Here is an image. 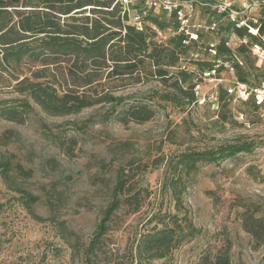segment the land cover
<instances>
[{"label":"rangeland","instance_id":"rangeland-1","mask_svg":"<svg viewBox=\"0 0 264 264\" xmlns=\"http://www.w3.org/2000/svg\"><path fill=\"white\" fill-rule=\"evenodd\" d=\"M147 1L134 3L163 22L160 30L145 18V25L156 31L155 39L165 42L179 34L174 19L161 9H148ZM217 1L197 0L194 18L215 20L219 29L200 30L195 47H189L178 63L194 72L197 102L175 105L159 100L154 93L169 88L156 79L130 83L115 92L125 95V102L151 105L155 114L145 122H120L117 113L123 106L110 103L69 115H49L17 90L19 81L25 76L32 79L31 72L41 68L40 63L32 66L24 56L11 70H0V103L29 104L21 123L0 116V160H8L11 167L7 179L0 169V264H85V250L121 169L133 175L143 205L133 213L125 206L116 212L94 264H135L140 234L161 229L167 219L158 223L155 217L166 213L187 215L198 232L167 257L151 259L150 264H197L204 253L212 255L225 247L231 264H264V236L255 241L242 227L245 216L264 219V106L217 101L218 88L229 79L227 71L221 70L224 80L219 83L204 76L195 63L225 62L208 50L210 43L216 46L226 36L221 32L226 18L215 12ZM231 1L239 10L244 3H255L243 17L249 22L264 21V0ZM239 38L242 36L231 30L227 39L232 49L239 45ZM246 38L243 57L248 78L257 79L264 75V66L255 65L250 36ZM43 67L46 77L34 79L45 83L51 80L54 68ZM56 75L62 78L58 71ZM231 143H252V149L216 162L198 163L189 173L182 172L177 182L180 202H176L170 179L179 174L180 166L175 167L178 155ZM17 165L30 174L21 175ZM12 189L39 199L27 206L23 194Z\"/></svg>","mask_w":264,"mask_h":264},{"label":"trees","instance_id":"trees-1","mask_svg":"<svg viewBox=\"0 0 264 264\" xmlns=\"http://www.w3.org/2000/svg\"><path fill=\"white\" fill-rule=\"evenodd\" d=\"M86 9L89 14H83ZM162 12L174 19L177 26L174 12ZM146 17L158 29L163 28V22L158 20L157 15L149 14ZM222 28L221 32L226 33V36L220 37L216 44L214 58L226 61L232 59V51L226 45L231 30L239 36L252 38V35L247 28L237 27L234 22ZM263 31L264 25L260 27V32ZM155 37L156 31L152 26L144 25L142 29H137L129 23L127 15L122 14V5L118 0H0V70L7 71L19 65L24 56H27L32 66L40 63L42 67L31 72L32 79L25 76L19 81L17 90L27 94L49 115H69L96 104L110 103L123 106L117 118L124 124L129 121H148L155 114L151 105L125 102L126 96L116 95L115 92L130 83L150 79H156L169 88L154 93L159 100L175 105L197 102L194 92L196 83L192 81L194 72L180 69L178 65L188 48L195 47L196 42L184 44L186 37L183 33L165 42H159ZM245 50L246 46L240 45L236 53L243 56ZM195 63L201 68L200 72L210 71L216 65L201 60ZM48 64L54 68L50 74L51 80L43 83L34 79L46 77L43 66ZM172 67L178 68L170 71ZM223 68V64L218 65L217 73ZM235 70L240 82L254 84L264 77L248 78L245 58L243 66L235 64ZM57 71L62 75L61 79H58ZM217 101L231 102L222 88H218ZM243 103L259 107L252 101ZM26 108H29L27 101L14 106L0 103V116L21 123ZM251 149L252 143H231L214 149L180 153L175 163V167L180 166L179 174L170 179L176 202H180L181 192L177 190V182L181 181L182 172L187 174L196 169L198 163L216 162ZM66 152L69 154L71 151ZM15 168L21 175L30 174L20 165ZM0 169L4 179L9 178L11 167L8 160H0ZM132 178L133 175L123 169L117 172L111 200L85 250V264H94L93 260L102 250L104 235L111 228L116 212L125 206L129 213H133L143 205V199L139 197L141 189L136 188ZM12 190L23 194L27 206L39 199L29 192ZM155 218L158 223L166 218L167 223L161 229L140 234L135 247V264H150L151 259L167 257L174 248L198 232L187 215L179 217L166 213ZM242 227L255 241H260L264 236V219L261 217L245 216ZM61 230H65L62 225ZM197 264H231L228 247L212 255L204 253Z\"/></svg>","mask_w":264,"mask_h":264},{"label":"built area","instance_id":"built-area-1","mask_svg":"<svg viewBox=\"0 0 264 264\" xmlns=\"http://www.w3.org/2000/svg\"><path fill=\"white\" fill-rule=\"evenodd\" d=\"M122 5V14H126L128 17V22L135 25L137 29H142L145 25V18L148 14L146 11H142V9L137 8L135 0H118ZM217 5H214L215 12L225 19V23L222 25H226L229 22H234L237 27H245L247 28L249 34L252 35L250 38V46L249 51L253 54V57L257 60L255 65L259 68L262 65L264 66V31L260 32V27L264 25L263 19L260 22L257 19H251L248 21L247 17H243L246 13V10H250L252 6H256L253 4H243L241 10L234 8L231 0H218ZM146 3V7L148 9H161L162 11H166V13L174 12L176 15L177 21V29L176 31L183 33L185 35V39L183 40L184 44H188L191 41L197 42L200 38L199 31L205 29L207 31H216L219 29V25L217 21L210 20L208 22H203L201 20H196L195 16V6L197 0H148ZM204 2H202L203 4ZM264 5V4H263ZM239 45L247 44L246 36H242L239 38ZM227 47L232 51L231 56L232 59L226 60L223 64V67L227 71L229 75V79L226 80L225 85L219 87L225 90L228 100L233 102H248L252 101L255 105L262 107L264 106V77L258 79L254 84L247 82H240L235 76V64H239L241 66L244 65V58L242 55L236 53L237 47L232 49L228 41L226 42ZM208 50L213 54L216 53L215 45L213 43L209 44ZM197 56V53L195 54ZM198 58V57H197ZM218 65L206 72H202L204 76H209L212 80L216 82H223V78L220 73H217L216 68ZM180 69H185L184 65L179 66Z\"/></svg>","mask_w":264,"mask_h":264}]
</instances>
